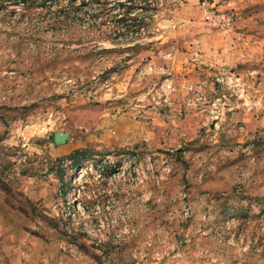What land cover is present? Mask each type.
I'll use <instances>...</instances> for the list:
<instances>
[{
	"label": "rangeland",
	"instance_id": "rangeland-1",
	"mask_svg": "<svg viewBox=\"0 0 264 264\" xmlns=\"http://www.w3.org/2000/svg\"><path fill=\"white\" fill-rule=\"evenodd\" d=\"M0 264H264V0H0Z\"/></svg>",
	"mask_w": 264,
	"mask_h": 264
},
{
	"label": "crops",
	"instance_id": "crops-1",
	"mask_svg": "<svg viewBox=\"0 0 264 264\" xmlns=\"http://www.w3.org/2000/svg\"><path fill=\"white\" fill-rule=\"evenodd\" d=\"M225 46L228 47L227 45L223 44V47H225ZM215 51H217V50L215 49ZM237 51L238 50L233 51L234 52L233 55H235V53ZM225 52L227 53L226 50H221V51H218L217 53L213 54L212 58H214L213 61L215 64H219V65L220 64H224V65L228 64V66H229V65H232L233 63H235V61H236L235 58L232 57V55H230V54H229L228 58H226V56L224 54Z\"/></svg>",
	"mask_w": 264,
	"mask_h": 264
},
{
	"label": "trees",
	"instance_id": "trees-1",
	"mask_svg": "<svg viewBox=\"0 0 264 264\" xmlns=\"http://www.w3.org/2000/svg\"><path fill=\"white\" fill-rule=\"evenodd\" d=\"M87 156H88L87 150H83V149L75 150L74 153L69 157L73 161L71 168L74 169L76 166L80 165L82 159L86 158Z\"/></svg>",
	"mask_w": 264,
	"mask_h": 264
}]
</instances>
